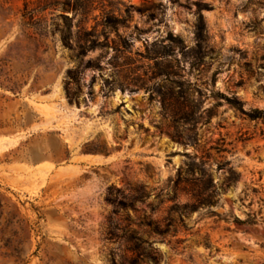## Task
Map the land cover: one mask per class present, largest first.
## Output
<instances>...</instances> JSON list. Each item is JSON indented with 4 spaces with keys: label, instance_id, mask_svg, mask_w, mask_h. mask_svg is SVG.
<instances>
[{
    "label": "rangeland",
    "instance_id": "obj_1",
    "mask_svg": "<svg viewBox=\"0 0 264 264\" xmlns=\"http://www.w3.org/2000/svg\"><path fill=\"white\" fill-rule=\"evenodd\" d=\"M217 93L264 110V0H0V264L119 260L123 205L164 216L189 165L221 219L191 213L159 264H264V120Z\"/></svg>",
    "mask_w": 264,
    "mask_h": 264
},
{
    "label": "trees",
    "instance_id": "obj_2",
    "mask_svg": "<svg viewBox=\"0 0 264 264\" xmlns=\"http://www.w3.org/2000/svg\"><path fill=\"white\" fill-rule=\"evenodd\" d=\"M67 10L74 12L75 15L78 8L69 7V3H66L63 11ZM82 10V14L87 13L86 8ZM58 17H62L65 20L72 19V17L68 18V16L63 14L58 15ZM47 27L48 25L44 26V28ZM79 27H81V24ZM170 38L172 40L176 39L171 34ZM62 39L66 43L68 37L64 36ZM81 40L76 41L79 49L86 51L93 48L94 42H92V45L87 46L85 39ZM195 40L197 49H201L205 40V24L202 15L199 16L196 25ZM71 76L72 72H68L70 79H72ZM67 96L70 101L73 100L72 95L68 91ZM217 96L250 120H264V110L252 109L245 111L243 109L244 103L237 97L228 98L221 93H217ZM182 140L186 141L184 138ZM192 172V165H189L186 173H176L172 180L173 194L168 199L171 204L167 207L165 215L162 217L154 216L157 211L151 204L146 206L149 209V213L138 210L134 202L137 201L142 204L145 199H141V197L123 205V209H130L134 213V216H131L130 213L123 215L121 219L122 223L118 227L120 233L118 239L124 245L125 252L119 260L111 259L110 264H159L161 251L155 243L157 241L166 243L171 250L177 251V248L185 242V239L178 237V235L180 233L186 234L191 229L185 222V218L191 213L202 209L206 214L221 219L220 215L212 210V207L218 205L219 190L211 177V173ZM238 179V173L233 171L224 173L221 188L224 190L231 185H235ZM253 192L256 191L253 190ZM181 196L186 197L187 200L182 202L180 200ZM229 218L232 223L239 226H252L256 224L254 215L248 214L247 218L243 220L235 216H230ZM262 224L264 225L263 221ZM204 246L208 248L206 243Z\"/></svg>",
    "mask_w": 264,
    "mask_h": 264
}]
</instances>
